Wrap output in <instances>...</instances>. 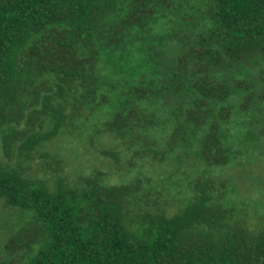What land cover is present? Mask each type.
Instances as JSON below:
<instances>
[{"label":"trees","instance_id":"trees-1","mask_svg":"<svg viewBox=\"0 0 264 264\" xmlns=\"http://www.w3.org/2000/svg\"><path fill=\"white\" fill-rule=\"evenodd\" d=\"M75 130L107 169L66 174ZM258 157L264 0H0V264H264L215 175Z\"/></svg>","mask_w":264,"mask_h":264},{"label":"rangeland","instance_id":"rangeland-1","mask_svg":"<svg viewBox=\"0 0 264 264\" xmlns=\"http://www.w3.org/2000/svg\"><path fill=\"white\" fill-rule=\"evenodd\" d=\"M116 144L92 134L91 130H75L60 134L49 145V149L61 155L66 174L72 176L79 171L93 168L107 169V161L111 159L103 156L102 151L117 149ZM164 170L174 174L173 166L164 167ZM215 175L229 181V198L247 211L252 227L264 220V157L232 161L216 169ZM15 215L14 210L4 207L0 202V245L15 220Z\"/></svg>","mask_w":264,"mask_h":264}]
</instances>
